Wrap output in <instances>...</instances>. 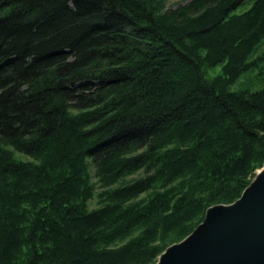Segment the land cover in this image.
<instances>
[{"label":"trees","instance_id":"16d2710c","mask_svg":"<svg viewBox=\"0 0 264 264\" xmlns=\"http://www.w3.org/2000/svg\"><path fill=\"white\" fill-rule=\"evenodd\" d=\"M262 38L264 0H0V264H154L238 199L264 89L228 87ZM90 167L102 187L144 176L88 211Z\"/></svg>","mask_w":264,"mask_h":264},{"label":"water","instance_id":"95a60500","mask_svg":"<svg viewBox=\"0 0 264 264\" xmlns=\"http://www.w3.org/2000/svg\"><path fill=\"white\" fill-rule=\"evenodd\" d=\"M157 264H264V168L233 205L208 209Z\"/></svg>","mask_w":264,"mask_h":264},{"label":"rangeland","instance_id":"374dc122","mask_svg":"<svg viewBox=\"0 0 264 264\" xmlns=\"http://www.w3.org/2000/svg\"><path fill=\"white\" fill-rule=\"evenodd\" d=\"M144 1H148V2L152 3L154 6H157L158 11L161 14H163L165 12H168L171 10H176V9L181 8V7H184L193 0H144ZM247 9H248V7L239 8L236 11V13L241 14L242 12H244ZM263 54H264V38H262L261 41L259 42V44L254 48L253 53H252L249 60L256 59V58L262 56ZM222 67H223V64H220L214 68H208V69L205 68L203 71V75H204L205 79L212 80V79L216 78L217 76H221ZM228 88L232 92H237V91H242V90L243 91L247 90L249 92H255V91H259V90L264 89V62L261 63L257 68H252L248 72L242 74L240 77H238V79H236L234 82H232ZM6 149L8 150V152H10L12 154V156L15 160L31 161L30 158L16 152L11 147H6ZM263 168H264V163L252 173V177L249 178L248 186L246 188H248L252 184V182L254 181L256 176L258 175V173ZM88 174H89L88 182L92 188L90 199H87L85 202L86 208L88 211H92V210L101 208L102 206L107 204L106 200H104V197L111 190L118 188V187H121V186H125L126 184H130L131 182L138 180L144 176V172L142 170H140V171H137L135 173L123 176L115 185H113L111 187L110 186L109 187H102L98 183L97 178L94 175L93 168L90 167L88 169ZM142 197H144V196H142ZM238 199H236L235 201H233L230 204H220V205H215V206L229 207V206L233 205ZM215 206H211L208 209L215 207ZM206 211L204 213V217H203L202 221L195 228H197L204 221ZM195 228L193 229V231L195 230ZM189 235L184 237L179 242L171 244L170 246L183 242ZM170 246H168L167 248H169ZM165 250L159 255V257L156 259L154 264L158 263L160 256L165 252Z\"/></svg>","mask_w":264,"mask_h":264},{"label":"bare ground","instance_id":"6f19581e","mask_svg":"<svg viewBox=\"0 0 264 264\" xmlns=\"http://www.w3.org/2000/svg\"><path fill=\"white\" fill-rule=\"evenodd\" d=\"M260 172H261V171H260ZM260 172H259V173H260Z\"/></svg>","mask_w":264,"mask_h":264}]
</instances>
